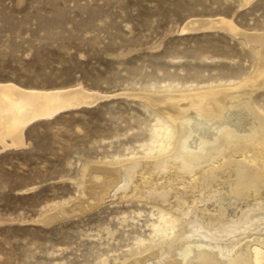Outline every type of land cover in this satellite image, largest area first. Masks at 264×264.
I'll return each mask as SVG.
<instances>
[{
	"label": "rangeland",
	"instance_id": "obj_1",
	"mask_svg": "<svg viewBox=\"0 0 264 264\" xmlns=\"http://www.w3.org/2000/svg\"><path fill=\"white\" fill-rule=\"evenodd\" d=\"M207 19L260 33L264 0H0V84L104 96L28 123L22 146L0 144V264H124L149 246L161 219L145 202L39 221L85 197L92 163L149 151L160 114L147 92L234 88L255 74V49L234 29L195 30ZM255 101L264 109V91Z\"/></svg>",
	"mask_w": 264,
	"mask_h": 264
},
{
	"label": "bare ground",
	"instance_id": "obj_2",
	"mask_svg": "<svg viewBox=\"0 0 264 264\" xmlns=\"http://www.w3.org/2000/svg\"><path fill=\"white\" fill-rule=\"evenodd\" d=\"M194 26L234 29L256 51L255 74L234 88L141 93L160 114L149 151L85 166L91 182L85 197L37 222L50 224L108 200H136L158 207L161 221L149 246L124 264H264V109L255 101L264 91V31L246 33L221 19ZM103 97L82 87L0 84V144L22 146L28 123Z\"/></svg>",
	"mask_w": 264,
	"mask_h": 264
}]
</instances>
